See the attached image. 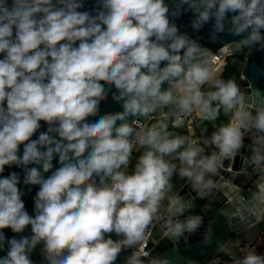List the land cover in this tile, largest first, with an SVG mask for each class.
<instances>
[{
    "label": "clouds",
    "instance_id": "9594fccd",
    "mask_svg": "<svg viewBox=\"0 0 264 264\" xmlns=\"http://www.w3.org/2000/svg\"><path fill=\"white\" fill-rule=\"evenodd\" d=\"M244 49L264 52V0H0V264H172L149 234L178 249L202 228L232 264H264L192 211L240 158L264 221V102L214 67Z\"/></svg>",
    "mask_w": 264,
    "mask_h": 264
},
{
    "label": "water",
    "instance_id": "95a60500",
    "mask_svg": "<svg viewBox=\"0 0 264 264\" xmlns=\"http://www.w3.org/2000/svg\"><path fill=\"white\" fill-rule=\"evenodd\" d=\"M177 23L184 26L182 31L187 30L190 34L192 33L189 14L182 16ZM200 35L204 37L203 42L214 53H217L219 46L209 43L207 27ZM236 53H233V55ZM252 65H264V52L248 51L246 65L242 72L244 78L241 79L242 89L248 95L249 101L259 104L264 102V75H260L253 70L246 71V67ZM101 108L104 112L119 110V106L111 98L102 100ZM229 167H232L234 172L239 174L234 175L233 172H229ZM241 167L240 158H237L232 164L226 163L221 176L217 178L218 188L214 191L213 196L209 199H196L192 211L204 217L205 225L209 221L212 222L218 242L229 243L239 240L241 246H243L245 244H253L264 233V221L257 222L249 211L250 206L247 203V195L252 187V179L248 175L239 172ZM175 187L186 198H191L195 195L191 191L190 186L178 178L175 180ZM238 192L239 195L237 194ZM28 207L29 211H31L30 198ZM203 231L204 229L202 228L200 233L192 236L187 242H182L178 249L174 248L170 242L161 240L154 252L167 254L172 259V264H189V261H193L194 264H212L215 261L221 263L231 262L223 253L216 251L215 245L206 247L200 243ZM158 236L159 232L155 230V239L159 240ZM235 251L239 255V251Z\"/></svg>",
    "mask_w": 264,
    "mask_h": 264
},
{
    "label": "trees",
    "instance_id": "16d2710c",
    "mask_svg": "<svg viewBox=\"0 0 264 264\" xmlns=\"http://www.w3.org/2000/svg\"><path fill=\"white\" fill-rule=\"evenodd\" d=\"M247 54H248V50L244 49V50L237 52L234 56L229 58L225 71L222 75V78L235 79L237 83L240 82L241 75H242L241 73L243 72L244 67L246 65ZM227 119L228 117L222 114L221 117L215 123L218 124L220 122H226ZM194 127L196 130L197 136H200L201 134L204 136H210L211 132L214 130L213 122H210V121L201 122L197 120L194 122ZM170 130L176 131L180 134H186V131L184 129H170ZM133 158H134V154H133Z\"/></svg>",
    "mask_w": 264,
    "mask_h": 264
},
{
    "label": "built area",
    "instance_id": "2783aa9c",
    "mask_svg": "<svg viewBox=\"0 0 264 264\" xmlns=\"http://www.w3.org/2000/svg\"><path fill=\"white\" fill-rule=\"evenodd\" d=\"M232 56H234L233 53L229 52L228 54L222 56V58H220L214 62L215 63L214 67L219 71V73L221 75H223V73L225 71L228 59L231 58ZM154 236H155V229L152 231L151 234H149L148 240L145 242V247L147 248V246H148L149 248L153 249V251L155 250V248L159 245V243L161 241L160 239L159 240L155 239ZM245 245H251V246L255 247L257 252L264 253V233L261 234L253 244H245ZM219 264H232V261L228 262V263H221L220 262Z\"/></svg>",
    "mask_w": 264,
    "mask_h": 264
},
{
    "label": "rangeland",
    "instance_id": "374dc122",
    "mask_svg": "<svg viewBox=\"0 0 264 264\" xmlns=\"http://www.w3.org/2000/svg\"><path fill=\"white\" fill-rule=\"evenodd\" d=\"M238 83L241 85V79H240V82H238ZM133 154H134V158L132 159V161H130V163H134L135 162V157L139 154V150L138 149H134Z\"/></svg>",
    "mask_w": 264,
    "mask_h": 264
},
{
    "label": "bare ground",
    "instance_id": "6f19581e",
    "mask_svg": "<svg viewBox=\"0 0 264 264\" xmlns=\"http://www.w3.org/2000/svg\"><path fill=\"white\" fill-rule=\"evenodd\" d=\"M220 262L219 261H215V262H213V264H219Z\"/></svg>",
    "mask_w": 264,
    "mask_h": 264
}]
</instances>
